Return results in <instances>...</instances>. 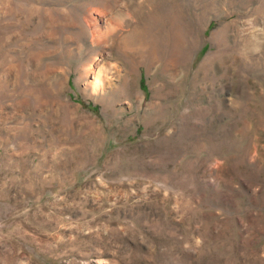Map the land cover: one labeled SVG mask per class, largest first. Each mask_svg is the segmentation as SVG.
I'll return each instance as SVG.
<instances>
[{
  "label": "rangeland",
  "instance_id": "obj_1",
  "mask_svg": "<svg viewBox=\"0 0 264 264\" xmlns=\"http://www.w3.org/2000/svg\"><path fill=\"white\" fill-rule=\"evenodd\" d=\"M0 264H264V0H0Z\"/></svg>",
  "mask_w": 264,
  "mask_h": 264
},
{
  "label": "bare ground",
  "instance_id": "obj_2",
  "mask_svg": "<svg viewBox=\"0 0 264 264\" xmlns=\"http://www.w3.org/2000/svg\"><path fill=\"white\" fill-rule=\"evenodd\" d=\"M149 1V0H148ZM129 10V9H128ZM225 17V16H224ZM224 17L222 18V19H224ZM160 32V31H159ZM147 33H148V31H147ZM101 34H102V32H101ZM149 34V33H148ZM151 36V35H150ZM217 36V35H216ZM154 38V37H153ZM222 41V40H221ZM179 42V41H178ZM177 42V43H178ZM182 42V41H181ZM180 42V43H181ZM179 43V47H178V49L180 48V46H181V44ZM183 43V42H182ZM216 44V43H215ZM183 45V44H182ZM157 46V45H156ZM184 47H185V45H184ZM163 49V48H162ZM166 49V48H165ZM174 49V48H173ZM161 50V49H160ZM179 50H181V49H179ZM182 50H184V48L182 49ZM162 51V50H161ZM168 51V50H167ZM159 52V51H158ZM187 54V53H186ZM150 62V61H149ZM139 63V62H138ZM146 63H148L147 61H146ZM91 65V64H90ZM149 65V64H148ZM104 67V66H103ZM106 68V67H105ZM106 71V69H104V72ZM102 72V70L101 69H99L98 70V73L97 74H95V78H94V81H93V86H94V88H96L97 89V85H99L100 84V73ZM103 73V72H102ZM100 87V86H99ZM104 88V85L103 86H101V89H103Z\"/></svg>",
  "mask_w": 264,
  "mask_h": 264
},
{
  "label": "trees",
  "instance_id": "obj_3",
  "mask_svg": "<svg viewBox=\"0 0 264 264\" xmlns=\"http://www.w3.org/2000/svg\"><path fill=\"white\" fill-rule=\"evenodd\" d=\"M207 47H208V45H205V47L203 48V51H204L205 49H207ZM142 84H143V79H142Z\"/></svg>",
  "mask_w": 264,
  "mask_h": 264
}]
</instances>
